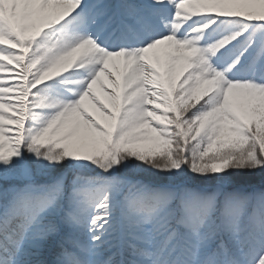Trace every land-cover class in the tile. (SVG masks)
<instances>
[{"label":"snow or ice","instance_id":"snow-or-ice-1","mask_svg":"<svg viewBox=\"0 0 264 264\" xmlns=\"http://www.w3.org/2000/svg\"><path fill=\"white\" fill-rule=\"evenodd\" d=\"M0 264H264V0H0Z\"/></svg>","mask_w":264,"mask_h":264}]
</instances>
